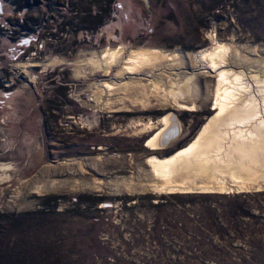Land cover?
I'll use <instances>...</instances> for the list:
<instances>
[{
	"label": "rangeland",
	"instance_id": "374dc122",
	"mask_svg": "<svg viewBox=\"0 0 264 264\" xmlns=\"http://www.w3.org/2000/svg\"><path fill=\"white\" fill-rule=\"evenodd\" d=\"M212 32L264 48V0H0V162L15 166L0 184L2 202L20 178H67L54 165L64 158L109 160L108 175L148 168V135L123 130L172 109L88 107L80 99L92 80L70 64L82 50L124 43L194 52L214 42ZM55 57L63 61L51 64ZM111 77L97 72L95 80ZM197 104L174 110L185 131L167 152L211 113L209 98ZM24 195L29 204L0 206V264H264V188L158 195L62 185Z\"/></svg>",
	"mask_w": 264,
	"mask_h": 264
},
{
	"label": "bare ground",
	"instance_id": "6f19581e",
	"mask_svg": "<svg viewBox=\"0 0 264 264\" xmlns=\"http://www.w3.org/2000/svg\"><path fill=\"white\" fill-rule=\"evenodd\" d=\"M212 32V44L194 52L124 43L82 50L70 61L75 75L89 78L88 107L137 113L166 109L157 119H132L129 135H148L145 163L132 175H108L106 161L80 156L54 163L69 172L67 178H20L0 206L10 210L28 203L29 192L108 190L113 193L249 192L264 188V48L221 41ZM55 57L50 63H61ZM25 71H27V64ZM97 72L112 75L95 80ZM202 82V84H201ZM198 98L211 100L210 114L186 144L167 152L185 131L174 110H197ZM15 166L0 162V184L12 180ZM47 167V166H46ZM42 168L39 173H42ZM52 172L48 165L47 170ZM100 177L75 176L84 170ZM53 171H55L53 169ZM12 204V207H11Z\"/></svg>",
	"mask_w": 264,
	"mask_h": 264
}]
</instances>
